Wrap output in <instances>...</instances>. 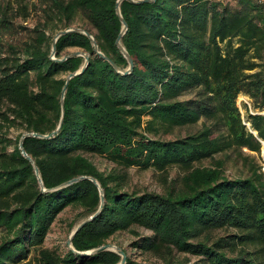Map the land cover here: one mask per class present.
<instances>
[{"label": "trees", "instance_id": "obj_1", "mask_svg": "<svg viewBox=\"0 0 264 264\" xmlns=\"http://www.w3.org/2000/svg\"><path fill=\"white\" fill-rule=\"evenodd\" d=\"M118 0H0V264H119L112 250L90 255L45 244L69 207L80 210L72 244L90 251L118 235L139 232L131 247L162 264H264V114L239 107L242 94L264 108V2L260 0H155L122 2L129 27L123 43L134 59L129 74L95 51L83 32L56 35L80 20L123 69ZM34 19L31 28L26 24ZM84 26V25H83ZM71 49L89 53L62 61ZM199 88L194 99L181 97ZM201 129L164 137L175 128ZM209 122V123H208ZM252 130L256 131L255 134ZM17 132L14 136L12 133ZM245 148L248 151H245ZM115 166L102 170L91 156ZM210 160L209 164H205ZM242 165L231 174L228 163ZM183 170L163 193L130 189L128 170ZM215 231H225L216 234ZM126 264H144L124 248Z\"/></svg>", "mask_w": 264, "mask_h": 264}, {"label": "rangeland", "instance_id": "obj_2", "mask_svg": "<svg viewBox=\"0 0 264 264\" xmlns=\"http://www.w3.org/2000/svg\"><path fill=\"white\" fill-rule=\"evenodd\" d=\"M35 20H29L26 24H28L29 27H33L35 25ZM84 25V26H83ZM87 23L84 22V20L78 21L76 25H74L71 28H84L87 30ZM89 31V30H88ZM81 50V49H80ZM77 49H71L68 52H76L80 51ZM83 51V50H81ZM199 93V88H193V90L185 92L181 97L185 100L188 99H194L197 97V94ZM247 97V98H245ZM239 107L241 111L243 112V118L245 123L249 128H251V121L249 119L250 114L255 112V114H258V112L264 114V108H254L253 105V99L250 98V96L242 94L239 98ZM206 122L205 118H202L199 120L198 123H195L194 125H186L182 127H178L174 129V132L172 133H163L164 137L168 138H174L179 135L186 136L187 134L194 133L195 131L201 129V127ZM209 123V122H208ZM14 136H17L18 133H12ZM245 151H248L247 148H245ZM255 158L258 161V164L261 165L262 170L264 171V145L262 148V151L258 153H253ZM91 159L96 163L99 168L102 170H109L114 168L115 164L108 161L105 157L99 155V156H91ZM211 161L206 160L205 164H209ZM228 171L233 174L237 173L239 170H243L242 165L235 166L233 161H230L228 163ZM129 178H130V184L129 188L137 189L139 191H148V190H154L163 193L166 191L168 186L174 181L177 180V182L180 180V175L183 173V170L181 168H178L176 166L168 168L167 171L161 172L156 170L155 168H148V169H141L137 166H133L128 170ZM80 210L69 207L66 209L58 218V220L53 224V230L49 234L45 244L49 247H57L61 251L66 250L67 248H70V245L68 244L69 238L73 232L74 229L70 228V223L76 219L79 218ZM82 222V221H81ZM80 222V223H81ZM78 223V224H80ZM139 232V235L142 237L150 236L151 231L146 230L144 228L137 227L135 229ZM136 231H125L120 232L118 235L110 239L107 243L112 244L113 246H121L122 248H128L129 254L132 258L137 259L140 262H143L144 264H162V261L155 257L154 255L150 254H142L139 249L131 247L132 241L134 238L138 237V235L135 233ZM216 236L218 234H225V231H215L214 232ZM111 249H114L111 247Z\"/></svg>", "mask_w": 264, "mask_h": 264}, {"label": "water", "instance_id": "obj_3", "mask_svg": "<svg viewBox=\"0 0 264 264\" xmlns=\"http://www.w3.org/2000/svg\"><path fill=\"white\" fill-rule=\"evenodd\" d=\"M123 1L124 0H118L117 1V3H118V6H117L118 14L120 16V19H122V22H123V29H122V31L120 33V37L118 38L117 44H118V47L120 48V50L124 52L125 56L127 57L128 61H129V68L128 69H123L122 67H120L119 65H117L115 63V61H112L110 59V57L107 56L103 51H101L100 50V47H99V43H98L97 39L95 38V36L92 35L88 30H86V29H84L82 27H80V28H68V29H65L64 31L59 32L56 35V39L54 41L53 50H52L53 57L54 58H57L56 57V55H57V52H56L57 51V42H58L59 38L62 35H64L65 33H68V32H72V31H76V32H80L81 31V32L85 33L86 35L90 36L93 39L95 51H98L106 60H109L112 63V65H114V67H116L120 72H122L124 74H129L130 72H132L133 69H134V67H135L134 66V59H133L132 55L130 54L129 50L126 49V47H125V45L123 43V38L126 35L125 33L127 32L128 27H129V24H128L127 20L124 19V16L122 14V8H121V6H122V2ZM132 1L143 3V1L152 2V1H155V0H132ZM81 55H83L85 57V59H86L84 65L81 67V70H79L78 72H72L68 76L67 81L65 83L66 85H65V88L63 90V96H62V100H63V112H62V119H61V122H60L59 126L55 130H53L51 134H48V135H43V134H40V133H37V132H35V133H25L21 137V140H20V149L23 150V153L32 161L33 165H35V169H36V172H37L39 181H41L44 191H47L48 189L45 187L44 181H42L40 168L35 163V161L32 159V157L28 154L27 150L25 149V147H24V141H25V138L28 137V136H35L36 135V136H40V137H44V138H51V136H54V135H56V134L59 133V131L62 128L63 123L65 121V116H64V114H65V100H64V98H65V95H66V91H67V89L69 87V82H70V80L73 77L80 75L82 72H84L86 70V67H87V65H88V63L90 61V55H89V53L80 50V51L73 52L71 54H67V55H65V57L63 59H61L62 61H65V59H68L70 57L81 56ZM252 131L255 134H257L256 131H254V130H252ZM262 142L264 143V141H262ZM86 177L94 180L99 185V187H100V193L102 195L101 207L99 209V212H97L96 214H94V215L86 218L84 221H82L80 224H78L75 227V229L73 230V232H72V234H71V236L69 238L68 244L70 245V248H73L77 253L82 254V255H90V254L98 253V252H100L102 250H112V251H115L117 253H120L121 256H122V258H123L122 261L119 264H126L127 261H128V258H127L128 256H127V253H126L125 249L122 248L121 246H118L117 247V246H113L110 243H107V244H103L101 247L92 249L90 251L80 252V251L76 250L75 247H74V245L72 244L73 237L77 233V231L80 230L85 225L86 222L92 220L95 216H97L101 212L100 210H101V208H102V206L104 204V201H105L104 191H103V188L101 187V184L98 183L97 179H95L92 176H86V175L81 176V177H78V178H73V179L69 180L68 182H66V183H64L62 185H59L58 187L55 188V189H57V188L66 187L69 184L74 183V182H77V181H79L81 179H84ZM111 247H113L114 249H111Z\"/></svg>", "mask_w": 264, "mask_h": 264}, {"label": "built area", "instance_id": "obj_4", "mask_svg": "<svg viewBox=\"0 0 264 264\" xmlns=\"http://www.w3.org/2000/svg\"><path fill=\"white\" fill-rule=\"evenodd\" d=\"M261 2H264V0H260ZM253 113H255V112H253ZM258 113H260V112H258ZM263 169H264V167H263Z\"/></svg>", "mask_w": 264, "mask_h": 264}, {"label": "bare ground", "instance_id": "obj_5", "mask_svg": "<svg viewBox=\"0 0 264 264\" xmlns=\"http://www.w3.org/2000/svg\"><path fill=\"white\" fill-rule=\"evenodd\" d=\"M245 98H247V97H245Z\"/></svg>", "mask_w": 264, "mask_h": 264}]
</instances>
